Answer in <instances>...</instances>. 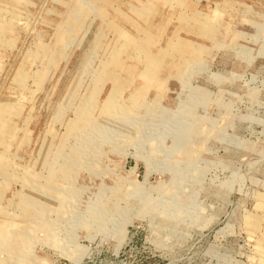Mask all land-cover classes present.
I'll use <instances>...</instances> for the list:
<instances>
[{
  "label": "rangeland",
  "instance_id": "rangeland-1",
  "mask_svg": "<svg viewBox=\"0 0 264 264\" xmlns=\"http://www.w3.org/2000/svg\"><path fill=\"white\" fill-rule=\"evenodd\" d=\"M0 264H264V0H0Z\"/></svg>",
  "mask_w": 264,
  "mask_h": 264
}]
</instances>
